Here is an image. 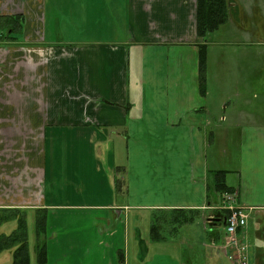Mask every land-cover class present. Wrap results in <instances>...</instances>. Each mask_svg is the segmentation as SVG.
<instances>
[{"label":"crops","instance_id":"0c3cea01","mask_svg":"<svg viewBox=\"0 0 264 264\" xmlns=\"http://www.w3.org/2000/svg\"><path fill=\"white\" fill-rule=\"evenodd\" d=\"M44 1L0 0V17L24 18L23 39L0 46V209L27 211L28 232L30 216L45 211L46 264H240L229 258L230 244L222 249L227 212L217 171L249 214L240 233L247 264H264V53L261 61L246 59L248 50H264V0H228V20L205 38L197 35V0H109L120 20L113 37L96 45L49 36ZM223 26L236 42L215 40ZM215 89L218 105L210 101ZM48 129L74 133L67 159L91 157L98 173L104 166L113 187L107 204L55 200L58 176L42 143ZM48 147L52 153L51 140ZM83 171L90 179L91 169ZM77 186L87 190L82 178ZM83 211L100 214L69 218ZM12 262L13 250L0 254V264Z\"/></svg>","mask_w":264,"mask_h":264},{"label":"rangeland","instance_id":"374dc122","mask_svg":"<svg viewBox=\"0 0 264 264\" xmlns=\"http://www.w3.org/2000/svg\"><path fill=\"white\" fill-rule=\"evenodd\" d=\"M85 4V6H82ZM90 4L91 8L86 12L85 18L78 17V13L81 8H85L86 5ZM44 5V14H43V28H46L45 31L52 38H56L57 40L62 39L63 37L72 38V39H80L82 41L87 42V45L94 44L96 45L99 40H103V38H110L112 32L113 23L116 24L119 19L118 13L119 8L117 3L110 2L109 0H87L82 2L81 0H45ZM98 5V6H97ZM73 7L75 12L70 10L69 8ZM94 7V10L92 9ZM79 8V10H78ZM3 12L2 9H0ZM84 11V9H83ZM82 12V11H81ZM85 14V13H84ZM113 22V23H112ZM110 25V26H109ZM229 26H223L215 35L216 41L226 42L227 44L230 42H236L232 35L224 34V32L228 31ZM110 28V29H109ZM223 32V33H222ZM11 36L15 38V41L23 39V35L21 34L20 29L15 30ZM0 46H8L7 42H0ZM85 46V45H84ZM264 53L263 49L258 50H248L247 57L248 60H253V57L258 58L259 61L262 60V54ZM264 59V55H263ZM222 100L220 96V91L217 89L214 90L212 97L210 98L211 103L218 105V103ZM96 131L95 129H85L83 132L86 135H90L92 131ZM53 130L48 129L43 132V146H45V142H47V154L51 157V165L52 171L58 176L56 179L57 184L54 186V191H56V201L65 203V202H88L94 204H107L109 202L108 191H110V195L112 197L113 187L104 182L105 169L104 166L99 164V173L98 169L91 162L93 159L88 156L84 157H75L73 159H67L65 152L67 149V142H70L73 139L72 136L75 137L73 132L68 130H57L55 135L51 133ZM219 135H222L223 131H217ZM83 142L85 141V136L80 137ZM50 140L52 141V147L54 151L51 153V147L49 146ZM222 141V140H221ZM221 144H215V149L220 148ZM91 148L93 150V142L91 143ZM71 149V148H70ZM211 152V157L216 154V150ZM56 150V152H55ZM83 169H91L92 175L90 179H86L85 173ZM69 174L74 176L72 180L66 178L65 174ZM81 177H78V176ZM81 178L87 184V190L83 193V188L77 186L78 183H81ZM49 183L46 186V192L49 193L50 188L48 187ZM115 198L113 199V202ZM126 199L123 195L118 196V202L123 203ZM110 202H112L110 200ZM63 213V211H59ZM100 214L99 211H83L82 214L80 212H76L74 215H70L69 218L77 219H89L92 220ZM68 218V219H69ZM35 217L33 215L30 216V224H29V243H30V252H33V247L35 245ZM80 223V222H79ZM77 222L75 223V226ZM81 225V223H80ZM5 227H2L0 231H2ZM76 228V227H74ZM92 233V232H90ZM56 241V239H55ZM33 254V253H32ZM35 258V256H34ZM133 254H130L131 261L133 260Z\"/></svg>","mask_w":264,"mask_h":264},{"label":"trees","instance_id":"16d2710c","mask_svg":"<svg viewBox=\"0 0 264 264\" xmlns=\"http://www.w3.org/2000/svg\"><path fill=\"white\" fill-rule=\"evenodd\" d=\"M228 0H197L196 30L200 38H205L210 33L217 31L228 20ZM24 18L21 16L0 17V42L15 41L11 34L22 28ZM11 31V33H10ZM199 60V85L201 95L206 94L207 87V50L206 45H200L198 52ZM215 176V189L217 193H234V189L226 184V172L217 171ZM118 190L123 184L118 180ZM226 217H228L229 212ZM28 214L23 209H0V228L15 224V228H9L8 234L0 233V254L7 250H13L12 264H31ZM194 218L186 217L183 222H192ZM47 214L44 210L38 211L35 217V254L37 264H46L48 260L47 248ZM153 240L157 241L158 233L152 232ZM123 261V255H120Z\"/></svg>","mask_w":264,"mask_h":264},{"label":"built area","instance_id":"2783aa9c","mask_svg":"<svg viewBox=\"0 0 264 264\" xmlns=\"http://www.w3.org/2000/svg\"><path fill=\"white\" fill-rule=\"evenodd\" d=\"M220 209L228 211L226 217V233L227 239L222 246L224 253H227V248H232L235 253L229 255L232 260H237L240 264H247L248 261V245L240 238V233H244L247 227L249 214L242 206L237 204V196L234 193H224L221 196Z\"/></svg>","mask_w":264,"mask_h":264},{"label":"water","instance_id":"95a60500","mask_svg":"<svg viewBox=\"0 0 264 264\" xmlns=\"http://www.w3.org/2000/svg\"><path fill=\"white\" fill-rule=\"evenodd\" d=\"M225 224H226V222H225Z\"/></svg>","mask_w":264,"mask_h":264},{"label":"flooded vegetation","instance_id":"af4514ba","mask_svg":"<svg viewBox=\"0 0 264 264\" xmlns=\"http://www.w3.org/2000/svg\"><path fill=\"white\" fill-rule=\"evenodd\" d=\"M229 3V2H228Z\"/></svg>","mask_w":264,"mask_h":264}]
</instances>
